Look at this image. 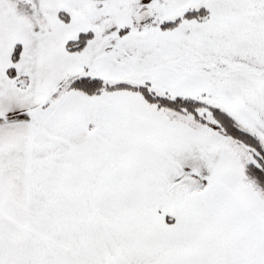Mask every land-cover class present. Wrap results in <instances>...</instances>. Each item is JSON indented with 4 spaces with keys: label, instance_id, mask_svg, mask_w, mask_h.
<instances>
[{
    "label": "snow or ice",
    "instance_id": "snow-or-ice-1",
    "mask_svg": "<svg viewBox=\"0 0 264 264\" xmlns=\"http://www.w3.org/2000/svg\"><path fill=\"white\" fill-rule=\"evenodd\" d=\"M0 264H264V0H0Z\"/></svg>",
    "mask_w": 264,
    "mask_h": 264
}]
</instances>
